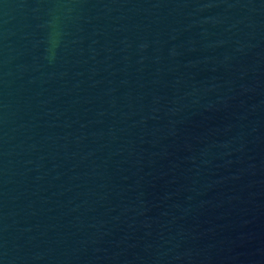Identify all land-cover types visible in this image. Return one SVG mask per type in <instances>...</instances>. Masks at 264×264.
<instances>
[{"label":"water","instance_id":"1","mask_svg":"<svg viewBox=\"0 0 264 264\" xmlns=\"http://www.w3.org/2000/svg\"><path fill=\"white\" fill-rule=\"evenodd\" d=\"M0 264H264V0H0Z\"/></svg>","mask_w":264,"mask_h":264}]
</instances>
